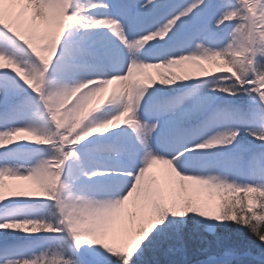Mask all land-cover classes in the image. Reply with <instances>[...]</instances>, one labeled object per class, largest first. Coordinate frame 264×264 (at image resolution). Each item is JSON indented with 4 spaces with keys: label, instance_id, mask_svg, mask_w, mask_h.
I'll return each instance as SVG.
<instances>
[{
    "label": "snow or ice",
    "instance_id": "6c2138e0",
    "mask_svg": "<svg viewBox=\"0 0 264 264\" xmlns=\"http://www.w3.org/2000/svg\"><path fill=\"white\" fill-rule=\"evenodd\" d=\"M0 37V149L47 146L0 162V205L49 202L0 211V231L51 234L0 264H85L93 246L112 264H264V0H0ZM233 226L252 240L217 232Z\"/></svg>",
    "mask_w": 264,
    "mask_h": 264
},
{
    "label": "rangeland",
    "instance_id": "374dc122",
    "mask_svg": "<svg viewBox=\"0 0 264 264\" xmlns=\"http://www.w3.org/2000/svg\"><path fill=\"white\" fill-rule=\"evenodd\" d=\"M113 40L117 44H119V41H117L116 39H113ZM203 63H204V66L206 68L218 69V68L215 67L214 63H209V62H203ZM178 69L179 68H174L172 71H174L176 73H179ZM149 70H152L154 72V75L156 76V73H157L156 69H149ZM156 78L158 79L159 77L156 76ZM193 85H195V84H189L187 86H193ZM180 86L184 87L186 85H184L183 82H181ZM24 142H25V148L32 146V143H30L28 141H24ZM9 147L13 148L14 145L9 146ZM0 150H3V149H0ZM33 155H35V157H40V156L47 155V146H43L41 149H39L37 151H33V153L29 157H26V159L24 158V161L30 160L32 158H35ZM7 158H12V157H11L10 154H7V153L2 154V160H0V162H2L4 159H7ZM153 167H158L160 170L166 169L165 165H160V164L154 165ZM6 180H9V179L5 178V181ZM216 200L218 202L219 198L216 197ZM34 201H36V202H34V206H33L32 209H35V210H32L31 213H32L33 216H35V214L38 212V216H39L40 213H41V210L46 208V206H47V204L49 202L48 201H46L44 203L37 202V201H43V200H34ZM18 202H23V201H18ZM0 211H3L5 214L9 212L8 210L2 209V208L0 209ZM15 215H16L17 218H25V216H22V215L18 216V214L16 212H15ZM38 216H36V217H38ZM0 218H5V217H0ZM217 232H218V234L220 233L221 236L228 235V236H232L233 238H236V237H240V238L248 237V234L246 232H245V234L244 233L241 234L240 232H238L235 226H233L231 228H228L227 230H225L224 228H218ZM50 235L51 234H45V233L25 234V233H22V232L0 231V250H1V248L4 249V250H7V251L8 250H10V251L13 250L15 252L22 253L23 255H20L21 257L32 258V257H35V256H39L41 252L45 251L48 248V245L45 243V241L47 239L46 237L50 236ZM27 237L36 239V244L34 245V248H33V250L31 252H27V250L25 248V245L22 243V239L26 240ZM197 241H198V238L194 239L192 241V244L195 245V243H197ZM69 243H71V242L68 241V240L60 241L58 243L57 247H59L60 245H62L64 247H67ZM19 246L21 247V249L20 248L17 249V247H19ZM93 248H96L97 250L96 251H87L88 252V254H87L88 256L85 255V257L87 258L88 261H90L92 263H98V264H112L111 258L106 256L104 251L102 249H100L99 246H93ZM157 256L161 260L165 259V256H164L163 253L157 254V253H153V252H149L147 254V259L149 261H152L154 258H157ZM197 256H198V253L196 252L195 247H193L191 252H190L189 258L193 259L194 257H197Z\"/></svg>",
    "mask_w": 264,
    "mask_h": 264
},
{
    "label": "bare ground",
    "instance_id": "6f19581e",
    "mask_svg": "<svg viewBox=\"0 0 264 264\" xmlns=\"http://www.w3.org/2000/svg\"><path fill=\"white\" fill-rule=\"evenodd\" d=\"M103 31V30H102ZM42 34V33H41ZM2 38V37H0ZM112 39H116L114 36L112 37ZM118 41V40H117ZM206 68V67H205ZM209 69V73H215V72H218L220 71V69H215V68H207ZM148 72L150 74H152L153 76L154 75V72L152 70H148ZM178 72L181 73L182 72V69H178ZM194 76H198V75H205L204 73H200V72H193L192 73ZM88 76V73H82V77L83 78H87ZM198 82L197 81H186V82H183L184 85H189V84H197ZM115 87V85H111L109 86V92L111 91V89ZM107 95V94H106ZM54 103V102H53ZM98 137L97 136H93V137H90L88 138L89 141H93V140H96ZM35 148H39V146H34V147H27L25 148V142L24 141H19L17 144L14 145L13 148H7V149H4L2 152L3 154L4 153H9V152H12L10 155L12 158H18V155L20 154H26V155H31L34 151ZM16 150V151H15ZM2 153H0V159L2 158ZM36 154V153H35ZM35 157V155H33ZM161 170L158 168V167H153V169L151 170V172L153 173H159ZM96 182L98 181H95V182H85L82 187L85 189L86 192L88 193H101L102 191H104V186L101 185L102 183H100L99 185H95ZM6 184H25V183H28L30 184L31 181H18V180H6L5 181ZM95 185V186H94ZM214 200L217 202L216 200V197H214ZM18 201H23V202H18ZM18 202V203H17ZM34 200H24V199H20V200H11V201H6L5 202V205H0V207L2 209H7V210H13V211H17L19 212L20 209L22 210H26L27 207L30 209V208H33L34 206ZM19 210V211H18ZM4 251H0V254H3ZM11 251H7L6 253H9ZM12 253V252H11ZM81 254H82V257L83 259H85V255L88 256V252L87 251H83L81 250Z\"/></svg>",
    "mask_w": 264,
    "mask_h": 264
},
{
    "label": "trees",
    "instance_id": "16d2710c",
    "mask_svg": "<svg viewBox=\"0 0 264 264\" xmlns=\"http://www.w3.org/2000/svg\"><path fill=\"white\" fill-rule=\"evenodd\" d=\"M225 230H227V229H225ZM233 232V231H232ZM220 234V233H219ZM245 234V233H244ZM245 238H247V240H249V241H251L252 240V238L248 235V237H245ZM196 258L197 257H194L193 259H191L193 262L196 260Z\"/></svg>",
    "mask_w": 264,
    "mask_h": 264
}]
</instances>
